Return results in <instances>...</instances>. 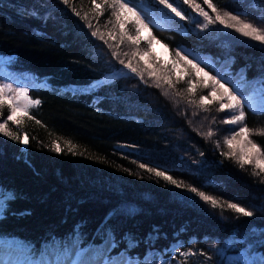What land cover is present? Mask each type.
I'll list each match as a JSON object with an SVG mask.
<instances>
[{"label":"trees","instance_id":"obj_1","mask_svg":"<svg viewBox=\"0 0 264 264\" xmlns=\"http://www.w3.org/2000/svg\"><path fill=\"white\" fill-rule=\"evenodd\" d=\"M144 1L161 8L158 0ZM169 2L186 18L177 16L182 30L149 24L168 51L164 62L144 40L128 39L136 35L135 17L123 13L117 22L111 0H0V58L10 74L30 76L28 96L40 101L29 108L32 120L21 111L14 114L20 124L8 120L18 140L0 133V239L20 247L0 248L3 255L44 264L73 248L70 262L98 259L92 264H243L241 256L264 264V171L255 161L241 167L251 148L241 150L243 134L225 143L236 132L223 123L231 117L221 110L224 89L217 84L213 94L209 79L230 90L256 83L264 95V45L218 21L202 30L197 11L184 0ZM193 2L215 21L204 0ZM211 2L221 16L227 11L264 28V0ZM129 62L136 72L93 92L66 89ZM243 111L248 139L264 151V135L256 134L264 130V108ZM10 114L4 101L0 123Z\"/></svg>","mask_w":264,"mask_h":264},{"label":"snow or ice","instance_id":"obj_2","mask_svg":"<svg viewBox=\"0 0 264 264\" xmlns=\"http://www.w3.org/2000/svg\"><path fill=\"white\" fill-rule=\"evenodd\" d=\"M63 2L67 4L68 0H63ZM105 2L107 3L108 0H105ZM158 2L160 5H163V7L168 8L176 16L180 17V19L183 20L186 18V16L180 10H178L177 7H175L172 3H170L169 0H158ZM184 3L191 6L195 11L199 13L200 16L204 18L205 23L201 25L202 30L208 28L210 24H213L216 21H218L225 28L234 29L242 36L248 37L253 41H258L261 45H264V28L255 26L251 22H245L241 20V18L238 15H233L227 11H225L223 13V16H221L219 9L211 2V0H204V3L207 4L208 7L211 8L214 13H216L215 21L207 11H205L199 4L194 3L193 0H184ZM109 7H115L119 9V11L114 13L117 22H120L121 15L123 13H130L132 17H135V19L131 20L130 22L136 26V35L128 36V39L133 44H138L141 39L140 37L141 29L148 28V24L145 23L146 18L142 17V15L138 12L135 6H130L129 0H111ZM261 23H264V17L261 18ZM120 27L123 31L124 24L120 23ZM123 34L127 35L126 32H123ZM92 35L95 36L96 32H93ZM149 35L151 36L150 32ZM177 56H180L179 52H177ZM181 59L185 60V62L188 64H192V67L196 69L197 72L203 71L200 67H198L197 64H193L192 61L186 59V57H181ZM121 63H123V61H121ZM125 67L129 68L132 72H136V69L131 66L130 62L129 64L125 65ZM204 75L208 76V73H204ZM209 79L212 80L213 94L216 92L215 85L217 84L219 85L220 88L224 89V92L221 95L220 99L226 100L227 103L221 104V110L228 109L229 112L232 113L230 118L223 120V123L231 124V125L241 124L245 120V112L243 111V100L239 96V93L236 92L234 89L230 90L229 88L225 87L224 83H221L220 80L216 79L215 77L209 76ZM225 83L227 82L225 81ZM188 91L191 92L193 91V89L189 88ZM13 92L14 95H9V93H13ZM5 99L11 100L12 103L10 107L13 113H15L17 109H19L24 114V116H26L29 120L33 119V116L29 114V108L33 105H39L40 103L39 100H33L29 98L28 90L26 88L18 87L16 89H13L12 85L10 84H0V106L3 105ZM200 99L201 102H209L207 101L206 96H202ZM189 103H191V101H189ZM8 120H13L14 123L16 124H20L22 122L21 119L19 118L14 119V115L10 114L7 117V120H5L3 123H0V133H3V135L5 136H10L12 139L18 140L19 137L14 135L12 132L8 130L7 128ZM36 123L39 124L41 122L39 120H36ZM212 134H213L212 132H209L208 136H211ZM240 134L244 135L246 144L251 146V148L247 150V155L241 156V167H243L244 164H251L253 163V161H255L256 167L259 168L261 171H264V151H261V148L258 146L257 143L248 139V136L252 134V130L248 128L246 125L242 126L239 132H236L231 139H226L225 143L231 146L233 141L235 140V137ZM256 134L264 135V130L258 131ZM23 142L27 143V138H25ZM54 150L60 152L62 149L57 144L54 146ZM69 151H72L71 147L69 148ZM140 167H144V165H140ZM148 170L155 171L154 169H148ZM155 174L157 176H164V173L160 171H156ZM258 174L259 173L256 172L253 173V175H258ZM164 178L168 180L170 183L173 184L176 183V181L173 180L171 177L164 176ZM177 186L179 187V185ZM190 190L192 192H195L205 202H211L214 208L218 206L217 201L214 198L206 195L203 192H198L197 189L195 188H192ZM228 207L244 217H251L253 215L252 211L246 210L244 207H241L235 203H229ZM188 255H190V253ZM63 264H68V262H63ZM71 264H85V262L83 260H74L71 262ZM104 264H112V262L109 259H106Z\"/></svg>","mask_w":264,"mask_h":264},{"label":"rangeland","instance_id":"obj_3","mask_svg":"<svg viewBox=\"0 0 264 264\" xmlns=\"http://www.w3.org/2000/svg\"><path fill=\"white\" fill-rule=\"evenodd\" d=\"M130 6H135L138 10V12L142 15V17H145V23L148 24L147 29H141L140 31V37L142 40H144L147 44H149L157 57H159L164 62L169 61L168 51L165 46H163L161 43L156 42L155 39H153V36L149 35V32L151 33L149 29V24H158L160 26L171 28V29H177L182 30V25L178 19V17L172 13L168 8L163 7L161 8H151L149 7L144 0H129ZM130 14V13H128ZM131 15V14H130ZM5 61L0 58V84H10L12 85L13 89H16L18 87L26 88V84H33L35 85V82L29 78L30 76L26 75L25 73H20L19 75H12L8 70H6L4 67ZM133 74V72L127 68V67H119L117 69H114L112 72L106 74L104 77H102L100 80L95 81L91 83L90 85L85 86H74V85H68L66 86V89L74 92H93L100 84L109 82L113 80L114 78H117L119 76ZM235 91L239 93V96L243 100V105H250L257 108H264V95L262 93L261 88L256 84L252 82H243L238 87H235ZM9 95H14L13 93H9ZM10 105L11 100L5 99ZM20 110L17 109L15 113L19 112ZM229 111V110H228ZM15 113L12 112V115ZM230 113V112H229ZM232 115V113H230ZM238 114V113H236ZM230 127L233 129V132H239L240 128L244 125V121L241 124L238 125H231ZM25 138H22L21 140V148L22 150H25L26 143L23 141ZM241 150L246 149V142L245 137L242 136V140L240 143ZM8 247L13 249H18V247L14 242H11L10 239H3V241L0 242V248ZM76 250L71 248L68 252V257L66 258H59V259H50L47 258L44 260V264H63V262H68V264H71V262L68 260L70 256L76 255ZM74 258V257H73ZM243 264H246V260L244 256H241ZM98 261H84L85 264H92L96 263ZM0 264H33L32 262H28V259L24 257H14V258H8L7 255H3L0 251ZM35 264V263H34ZM154 264H160V262H155Z\"/></svg>","mask_w":264,"mask_h":264}]
</instances>
